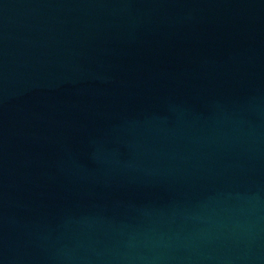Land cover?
<instances>
[{
  "label": "water",
  "instance_id": "obj_1",
  "mask_svg": "<svg viewBox=\"0 0 264 264\" xmlns=\"http://www.w3.org/2000/svg\"><path fill=\"white\" fill-rule=\"evenodd\" d=\"M0 264H264V0H0Z\"/></svg>",
  "mask_w": 264,
  "mask_h": 264
}]
</instances>
